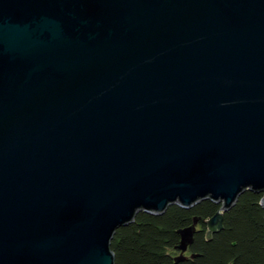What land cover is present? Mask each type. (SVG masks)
<instances>
[{
    "label": "water",
    "instance_id": "obj_1",
    "mask_svg": "<svg viewBox=\"0 0 264 264\" xmlns=\"http://www.w3.org/2000/svg\"><path fill=\"white\" fill-rule=\"evenodd\" d=\"M248 191L264 0H0V264H116L140 212L206 201L211 240Z\"/></svg>",
    "mask_w": 264,
    "mask_h": 264
},
{
    "label": "trees",
    "instance_id": "obj_2",
    "mask_svg": "<svg viewBox=\"0 0 264 264\" xmlns=\"http://www.w3.org/2000/svg\"><path fill=\"white\" fill-rule=\"evenodd\" d=\"M263 199L264 194H243L224 214L223 229L211 240L206 224L221 207L210 201L188 210L174 205L163 216L140 212L112 241L116 264H264ZM195 221L194 243L185 253L188 259L176 263L181 253L179 232Z\"/></svg>",
    "mask_w": 264,
    "mask_h": 264
}]
</instances>
